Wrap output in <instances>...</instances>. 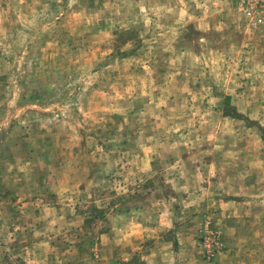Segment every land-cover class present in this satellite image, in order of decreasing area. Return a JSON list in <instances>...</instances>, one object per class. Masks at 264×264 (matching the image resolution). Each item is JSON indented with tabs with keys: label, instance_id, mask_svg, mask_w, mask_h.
Returning <instances> with one entry per match:
<instances>
[{
	"label": "rangeland",
	"instance_id": "rangeland-1",
	"mask_svg": "<svg viewBox=\"0 0 264 264\" xmlns=\"http://www.w3.org/2000/svg\"><path fill=\"white\" fill-rule=\"evenodd\" d=\"M243 8L0 0V264H264V25Z\"/></svg>",
	"mask_w": 264,
	"mask_h": 264
},
{
	"label": "built area",
	"instance_id": "built-area-1",
	"mask_svg": "<svg viewBox=\"0 0 264 264\" xmlns=\"http://www.w3.org/2000/svg\"><path fill=\"white\" fill-rule=\"evenodd\" d=\"M244 16L253 25H264V0H243ZM207 225V237L204 240V247L208 251L209 258L219 253L223 243L218 239L217 234L209 230Z\"/></svg>",
	"mask_w": 264,
	"mask_h": 264
},
{
	"label": "crops",
	"instance_id": "crops-1",
	"mask_svg": "<svg viewBox=\"0 0 264 264\" xmlns=\"http://www.w3.org/2000/svg\"><path fill=\"white\" fill-rule=\"evenodd\" d=\"M221 205L223 206V205H225V203L222 202ZM239 214L240 213L237 214L236 211H235V212L230 213L228 215V217L233 216L234 218H238ZM239 228H240V224L237 223V220H234V221H231V222L229 221V223L224 225V229H225L224 234L225 235L224 234H221V235L219 234L221 240L224 239V240H226L228 242V246L230 245L231 251H232V248L236 245V241L240 240V238H241L240 234L238 233ZM225 245H224V248H225ZM227 251H229V250H227V246H226V249H225V251L223 250L222 254L227 253Z\"/></svg>",
	"mask_w": 264,
	"mask_h": 264
}]
</instances>
